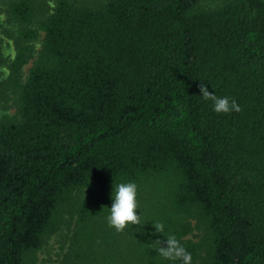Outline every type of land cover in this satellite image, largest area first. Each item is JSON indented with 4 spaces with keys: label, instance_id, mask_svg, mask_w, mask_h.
<instances>
[{
    "label": "trees",
    "instance_id": "16d2710c",
    "mask_svg": "<svg viewBox=\"0 0 264 264\" xmlns=\"http://www.w3.org/2000/svg\"><path fill=\"white\" fill-rule=\"evenodd\" d=\"M37 2L0 0V264L63 228L56 264H181L169 235L192 264H264V0ZM129 181L142 225L117 232Z\"/></svg>",
    "mask_w": 264,
    "mask_h": 264
},
{
    "label": "clouds",
    "instance_id": "9594fccd",
    "mask_svg": "<svg viewBox=\"0 0 264 264\" xmlns=\"http://www.w3.org/2000/svg\"><path fill=\"white\" fill-rule=\"evenodd\" d=\"M199 91L205 100L213 102V110L216 113H230L232 111L240 112L241 108L235 99L229 100L228 97H217L210 92L207 86L200 84ZM138 186L135 182L119 183L116 185L114 195L112 193L113 203L110 214L107 216V222L117 232H123L129 225H142L141 217L137 214L139 203L137 199ZM156 232L163 233L164 224L156 223L154 225ZM160 256L167 260H180L181 264H192V255L180 243L175 235L167 236L166 240H156L151 243Z\"/></svg>",
    "mask_w": 264,
    "mask_h": 264
},
{
    "label": "rangeland",
    "instance_id": "374dc122",
    "mask_svg": "<svg viewBox=\"0 0 264 264\" xmlns=\"http://www.w3.org/2000/svg\"><path fill=\"white\" fill-rule=\"evenodd\" d=\"M86 2H95L96 0H85ZM202 1H212V0H202ZM39 6V10L36 14V16L43 15V13H46L50 11V8L53 4V0H38L37 2ZM5 16L3 14V9L0 6V18L3 19ZM39 45L38 42L34 43L35 48H37ZM0 49L6 56H11L13 54V43L12 40L8 37H5L2 33H0ZM30 59L27 63H25L22 66L23 73H25L26 68L30 64ZM7 72V68L5 66L0 67V79L5 77ZM8 100V104L6 107L0 106V115L2 114H10L13 112V107L10 106ZM193 234L197 233L195 229L192 230ZM65 233L66 230L63 228L60 232H56L49 236L41 249L37 252L38 261L41 262V264H56L59 258V254L64 248L65 245ZM191 234V236L194 238L195 235Z\"/></svg>",
    "mask_w": 264,
    "mask_h": 264
}]
</instances>
